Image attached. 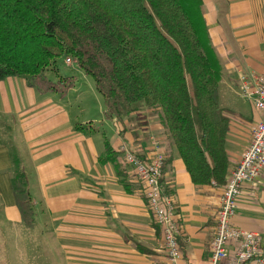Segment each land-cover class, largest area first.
Returning <instances> with one entry per match:
<instances>
[{
  "label": "crops",
  "instance_id": "0c3cea01",
  "mask_svg": "<svg viewBox=\"0 0 264 264\" xmlns=\"http://www.w3.org/2000/svg\"><path fill=\"white\" fill-rule=\"evenodd\" d=\"M202 1L226 90L219 106L232 112L225 139L231 171L260 117L251 101L231 94L238 95L239 74L264 72V0ZM53 73L54 80L67 76L57 66ZM71 76L74 85L63 97L41 93L23 77L0 80V264H167L143 184L117 152L121 143L142 159L164 154L163 182L180 230L177 264H206L222 187L193 184L160 108L108 119L94 84L85 75ZM105 141L114 154L100 161ZM13 156L27 176L31 226L14 200ZM231 224L264 237V169L254 184L242 185ZM228 250L232 255L233 247Z\"/></svg>",
  "mask_w": 264,
  "mask_h": 264
},
{
  "label": "trees",
  "instance_id": "16d2710c",
  "mask_svg": "<svg viewBox=\"0 0 264 264\" xmlns=\"http://www.w3.org/2000/svg\"><path fill=\"white\" fill-rule=\"evenodd\" d=\"M63 56L92 79L106 118L160 108L193 184L225 185L232 112L219 106L222 66L202 0H0V80L23 77L63 97L75 77L45 73ZM104 150L99 160H112L108 141ZM12 161L14 200L31 226L27 176L16 156Z\"/></svg>",
  "mask_w": 264,
  "mask_h": 264
},
{
  "label": "built area",
  "instance_id": "2783aa9c",
  "mask_svg": "<svg viewBox=\"0 0 264 264\" xmlns=\"http://www.w3.org/2000/svg\"><path fill=\"white\" fill-rule=\"evenodd\" d=\"M65 63L70 64L71 60L66 58ZM237 80L238 94L252 102L260 117L252 125L249 143L222 187L206 264H264V237L231 224L242 185L245 182L254 184L264 169V72L239 74ZM117 152L143 184L146 206L162 232L167 264H177L181 257L180 230L172 196L165 190L163 182L164 154L155 152L142 159L126 143H121ZM229 246L233 247L232 255H229Z\"/></svg>",
  "mask_w": 264,
  "mask_h": 264
},
{
  "label": "rangeland",
  "instance_id": "374dc122",
  "mask_svg": "<svg viewBox=\"0 0 264 264\" xmlns=\"http://www.w3.org/2000/svg\"><path fill=\"white\" fill-rule=\"evenodd\" d=\"M65 59H66V57H60V58H57V60H56V66H57V68H59V71H60V73L61 74H64V75H79V76H83V75H85L82 71H81V69H79L78 68V66L76 65V63H74L72 60V58H69L70 60H71V64L70 65H65L66 63H65ZM54 67V66H53ZM53 67H51V68H48L47 69V75H48V77L50 78V79H52V80H54L55 79V75H54V73H53ZM45 72V73H46ZM86 76V75H85ZM87 77V80L89 81V83H90V85L91 86H93V81H92V79L89 77V76H86ZM81 81V80H80ZM218 89H219V94H220V98H219V103H220V105H224L225 103H226V100L224 99L225 98V91L226 90H224L223 89V86L221 85V84H219V87H218ZM99 96L102 98V96L99 94ZM231 96H233L234 98H236V99H239V100H241L242 98H241V96L238 94H231ZM241 98V99H240ZM129 116V115H128ZM127 116V117H128Z\"/></svg>",
  "mask_w": 264,
  "mask_h": 264
}]
</instances>
